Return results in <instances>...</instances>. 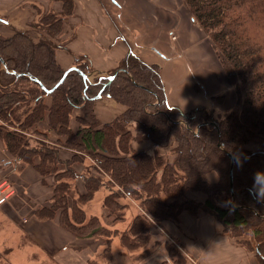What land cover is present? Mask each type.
<instances>
[{
    "label": "trees",
    "instance_id": "16d2710c",
    "mask_svg": "<svg viewBox=\"0 0 264 264\" xmlns=\"http://www.w3.org/2000/svg\"><path fill=\"white\" fill-rule=\"evenodd\" d=\"M183 1L235 91L234 104L223 115L214 117L215 109L205 107L185 112L171 106L160 66L132 50L112 74L120 68L125 72L113 79L90 82L70 71L60 83L68 69L56 52L64 45L60 35L73 12L72 0L64 1L63 12L42 14L33 26L38 37L0 17L1 26L14 30L11 36L0 33V140L10 159L6 164L32 166L45 189L40 201L28 188H17L4 213L16 216L22 210L24 217L54 220L77 239H94L99 246L106 239L111 248L118 231H111L105 220L122 219L126 204L120 199L128 197L139 203L140 212L118 238L126 252L134 253L163 222L177 223L185 211H205L218 216L238 242L251 234L264 264V195L255 182L256 173L264 172V0ZM75 67L84 74L93 71L88 58H78ZM105 97L125 111L102 123L94 104ZM29 134L44 140L30 146ZM50 135L56 139L49 140ZM146 141L154 145L152 152L135 150V144ZM252 143L262 149L247 150ZM192 153L198 160H192ZM82 156L91 157V171L84 162L77 168ZM212 172L219 176L216 183L204 179ZM7 177L8 172L0 174V181ZM103 188L109 190L102 204L104 221L86 211L87 202ZM187 191L203 193L205 201L187 197ZM240 243L253 248L248 240ZM148 252L144 249L139 259Z\"/></svg>",
    "mask_w": 264,
    "mask_h": 264
},
{
    "label": "crops",
    "instance_id": "0c3cea01",
    "mask_svg": "<svg viewBox=\"0 0 264 264\" xmlns=\"http://www.w3.org/2000/svg\"><path fill=\"white\" fill-rule=\"evenodd\" d=\"M64 1L0 0V17L8 20L16 30H29L30 22L39 15L63 12ZM72 1L73 12L65 18L60 35L64 45L56 52L57 61L64 69L74 67L78 58H88L93 67L89 81L93 82L95 78L117 69L128 51L132 50L144 62L160 66L171 106L187 112L199 107L212 108L215 101L222 98L223 109L229 110L233 106L234 102L228 104L231 98L226 94L229 93H225L230 92L229 81L222 64L211 41L191 16L183 0ZM94 110L99 120L106 123L121 115L125 107L105 97L95 102ZM72 127L76 129L77 123H72ZM3 147L0 145L1 150L5 149ZM34 171L31 168L23 170L19 175L20 181L37 184L41 190L40 176ZM216 177L215 172L204 175L209 183L216 182ZM44 191L43 188V194ZM187 195L191 199L205 201L203 193L191 191ZM3 208L0 209L3 221L19 227L28 237L29 247L34 249L32 255L42 253L49 259L69 264L66 262L71 256H68V251L73 250L72 254L83 256L85 251L80 250L83 248L80 243L95 241L90 238L77 239L54 220L43 221L23 216L25 219L20 225L16 222L15 214L4 213ZM17 214L22 215L18 211ZM156 231L158 239L166 235L168 239L171 237L180 243L182 264H259L255 252L228 235L215 214L199 212L194 216L185 211L180 215L179 222L165 221L157 226ZM249 240L253 245L252 235H249ZM117 243L120 244L119 238ZM98 246L94 249L97 250ZM86 257L92 259L91 255ZM85 260L86 264L89 260ZM158 260L161 264H181L180 258L165 262L161 255L149 258L146 264H156ZM78 262L83 264L84 261Z\"/></svg>",
    "mask_w": 264,
    "mask_h": 264
},
{
    "label": "rangeland",
    "instance_id": "374dc122",
    "mask_svg": "<svg viewBox=\"0 0 264 264\" xmlns=\"http://www.w3.org/2000/svg\"><path fill=\"white\" fill-rule=\"evenodd\" d=\"M1 18H3V16H1ZM41 18H42V14L30 22L31 28L29 30H32V32L34 33L35 36H37V33L39 32V30H37V28L35 29L33 26H36L40 22ZM1 25H2V23L0 21V26ZM13 31L14 30H12L11 28L4 27V26H1V28H0V33L4 36L12 35L14 33ZM173 39H176V37H173ZM114 70H116V69H114ZM114 70H111V72H109L108 74L101 76L100 79L111 78V76L114 75V74H112V72ZM227 84H228V88H229L230 92H225V93L230 94V95L226 94V96H229L228 98H231V100L228 101V104H230L231 102L233 103L235 101L236 95H235V91L233 90V87L231 86V84L230 83H227ZM226 88H227V85H226ZM216 101L213 104L212 108L205 107L207 109H212V110L215 109V112H214L215 116L214 117H216L217 114L223 115V114H225V112L226 113L229 112L230 109L229 110L223 109L222 103H224V99H222V102L220 100H216ZM46 102L47 103L51 102L50 97H46ZM72 123H75V121L73 120ZM77 126H78V124H77ZM42 128H45V127L43 126ZM29 132H32V131H29ZM196 132H199V130H196ZM26 138L29 141L30 146H38L39 145L38 142L44 140L43 136H38L35 134H32V135L29 134ZM48 139L54 141V139H56V136L50 135V137H48ZM0 145H2V146L4 145V142L2 140H0ZM147 146H152V148H149ZM4 148H5V145L2 149H4ZM134 148L136 151L144 149V150H148L149 152H152L155 149L154 145L147 142V141L143 144H135ZM246 149L256 151V150H260L262 148L260 146H258L257 144L252 143V144L247 145ZM166 151H167V149H165V151L162 150L161 152H166ZM5 154H7V150H5V149L1 150L0 149V174H2V173L4 174L5 172H8L7 178L12 183V186L14 187V189L19 188L18 189V191H19L20 188H22V186H24V187H26V189L28 188V191H29L31 196L35 192L36 194H38L37 200L43 201L42 200L43 199V191L42 192L39 191L40 189L37 188L38 187L37 184L36 185H30L29 183H22L20 181L19 175L23 172V170H25L26 168H31L32 170H35V169L30 165L25 166V165H20V164H18L13 169V165L6 164L7 160H10V159H6ZM191 158H192V160H195V161L198 160V156L195 153L191 154ZM83 162H84V164H83ZM82 164L89 167L87 171H91L92 164H93L91 157L82 156V161H81V163H78L77 168L78 167L80 169L83 168ZM87 171H85V172L87 173ZM34 172L38 173L36 170ZM216 176H217L216 182H218L219 176H218V174H216ZM40 180H41V176H40ZM216 182H214V183H216ZM107 190L103 188L97 195L94 196V198H92L90 201L87 202L86 211H87L88 217L92 216V215H96V216H99L101 218V220L104 221L103 217H105L104 214H106L105 213L106 211L105 210L103 211L102 204H103V200L107 196ZM188 192H191V191H187V194H188ZM16 194L17 193L15 192V194L12 197L13 199L15 196H17ZM187 197H188V195H187ZM120 202L122 204H126V209L121 211L122 212L121 216H123L122 219L115 220L114 217H112L110 219L105 220L107 222V224L112 226L113 229L110 228L111 231L114 229L118 231V235L115 238L114 245L112 243L113 247L111 245L112 249L109 247V242L106 239H103V241L101 240L104 244H106L103 246H98L99 242L83 241L80 243L81 245H83V248L80 250L83 251V249H84V251H85V253L83 255L84 257L80 256L78 254H72L73 250L68 251V253H69L68 256H70V254H71V256H70L69 260H66L67 263L78 264L79 263L78 260H79V261H84L83 264H85V262H86L85 259L88 258V260H89L87 262L88 264H142V263H146L149 260V258H152L155 255H161L163 258H165V262L169 261L170 259L180 258L181 264L184 263L182 251L179 247L180 243L174 238L170 237V239H168V237L166 235H161V238L158 239L159 237H156L157 231L155 229L152 230L151 235L148 238V242L143 248L138 249L134 253H129L128 251L126 252V249H124V247L121 246V243L120 244L117 243L118 237L121 235V233L124 230H127L128 226L132 222L134 216H136L140 212V209L138 206L139 203L136 202L135 200L128 198V197L121 198ZM235 206L237 207L236 204H235ZM3 207H4L3 209H5V208L7 209V207H9V206L7 204V205H4ZM0 209H2V208H0ZM26 209L27 208H25L24 211ZM21 211L22 210H19L18 213H20L22 215L19 216V214H16V216H15V217H17L16 222L20 225L23 224V221L25 219L23 217L24 216L23 212H21ZM199 212H205V211H199ZM205 213H208V212H205ZM25 214H27V213L25 212ZM209 214H211V213H209ZM197 215H198V213L194 216H197ZM3 219L4 218L0 214V264H44V263H46V264H63V262H61L60 260H57L54 258L49 259L47 256H45L42 253H35L36 255L35 254L32 255L34 252V249H33V247H31L32 249L29 247V246H31V244H30L28 237L23 235L21 230L18 229L19 227L17 228L15 226H12L11 223H7V221L6 220L3 221ZM246 240H248L249 243L251 244V241L249 240V235L248 236L242 235V237L239 241L245 242ZM253 243H254L253 245L251 244L253 246L252 249L247 247L246 244H244V243H240V244H242L245 248L251 249L252 251L255 252L254 247H255L256 243H255L254 238H253ZM115 244H117V245H115ZM86 245H89V247H86ZM96 246H98L97 250L94 249ZM144 249L149 250L148 257L141 260V259H139L138 256L141 252H143ZM111 253L114 255V257H112ZM82 254H83V252H82ZM86 255H91L92 259L90 260V258L86 257ZM30 256H32V257H30ZM73 256L75 258H71ZM156 264H161V263L158 260V262Z\"/></svg>",
    "mask_w": 264,
    "mask_h": 264
},
{
    "label": "built area",
    "instance_id": "2783aa9c",
    "mask_svg": "<svg viewBox=\"0 0 264 264\" xmlns=\"http://www.w3.org/2000/svg\"><path fill=\"white\" fill-rule=\"evenodd\" d=\"M16 189L12 186L9 179L0 182V208H2L15 194Z\"/></svg>",
    "mask_w": 264,
    "mask_h": 264
},
{
    "label": "water",
    "instance_id": "95a60500",
    "mask_svg": "<svg viewBox=\"0 0 264 264\" xmlns=\"http://www.w3.org/2000/svg\"><path fill=\"white\" fill-rule=\"evenodd\" d=\"M70 71H78V72H80V74L84 77V79H86V80H88L89 81V79L91 78V75L90 74H84V73H82L81 71H79V69L77 68V67H71V68H69L66 72H65V74H64V76H63V78L60 80V83H62L64 80H65V78L67 77V75H68V73L70 72ZM120 72H125L124 70H122V69H119V70H117L115 73H114V75H112L111 76V79H113L118 73H120ZM55 89V88H54ZM53 89V90H54ZM49 92H51V91H49ZM220 148H222V145L220 144V146H219ZM230 158H231V177H232V169H233V166H234V161H233V159H232V157L230 156ZM232 205H233V207H236L235 206V201L234 200H232Z\"/></svg>",
    "mask_w": 264,
    "mask_h": 264
},
{
    "label": "clouds",
    "instance_id": "9594fccd",
    "mask_svg": "<svg viewBox=\"0 0 264 264\" xmlns=\"http://www.w3.org/2000/svg\"><path fill=\"white\" fill-rule=\"evenodd\" d=\"M256 185L259 186V192L264 195V172H258L255 176Z\"/></svg>",
    "mask_w": 264,
    "mask_h": 264
}]
</instances>
